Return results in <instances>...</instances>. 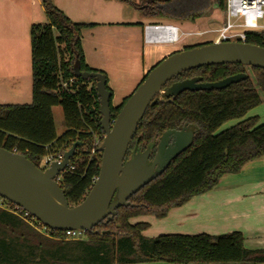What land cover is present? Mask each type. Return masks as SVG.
<instances>
[{"label": "trees", "instance_id": "16d2710c", "mask_svg": "<svg viewBox=\"0 0 264 264\" xmlns=\"http://www.w3.org/2000/svg\"><path fill=\"white\" fill-rule=\"evenodd\" d=\"M214 2L224 11L225 0ZM210 3L154 0L140 9L145 16L194 20L207 12ZM43 6L47 22L32 24L29 33L31 102L0 104V147L20 153L38 166L42 157L63 154L74 142H80L58 180L67 203L73 206L85 198L99 173L98 147L102 140L94 143L103 135L96 82L74 77L73 61L79 60L82 71L105 75L112 119L128 97L112 106L107 75L85 63L80 32L94 24L72 21L51 0H43ZM245 42L264 47V32L247 31ZM239 72L246 73L247 78L222 89L186 90L171 101L164 94L154 97L133 134L125 160L147 149L152 159L163 132L183 126L194 133L190 147L131 195L127 206L116 208L111 219L106 217L79 238H67L64 230L47 226L40 231L30 223H37L30 214L25 215L21 207L4 199L6 207L0 206V264L263 263L264 249L246 248L244 236L237 230L218 235L168 233L146 238L142 235L145 223L128 221L143 213L164 216L193 196L211 190L223 175L238 173L247 162L264 155V122L254 125L253 120L245 119L216 133L224 121L242 117L264 100L263 68L234 63L204 65L174 76L163 89L192 77L214 82ZM54 106H60L63 113L64 130L59 135Z\"/></svg>", "mask_w": 264, "mask_h": 264}, {"label": "water", "instance_id": "95a60500", "mask_svg": "<svg viewBox=\"0 0 264 264\" xmlns=\"http://www.w3.org/2000/svg\"><path fill=\"white\" fill-rule=\"evenodd\" d=\"M226 63L264 69V47L247 42H211L174 51L147 72L112 119L105 75L82 71L79 60L75 59L72 64L74 77L93 78L99 96L104 137L98 147L101 162L93 185L80 203L70 206L58 184V175L68 166L76 147L81 144L78 141L63 153L61 161H52L45 169L20 153L0 147V196L51 229L89 231L106 217L111 219L116 208L127 206L131 195L159 176L193 141L194 133L187 126L166 130L158 139L152 159L151 151L147 149L125 160L133 134L154 97L164 94L171 101V97L186 90L222 89L247 78L243 72L214 82H202L200 77H192L163 89L169 80L183 71Z\"/></svg>", "mask_w": 264, "mask_h": 264}, {"label": "crops", "instance_id": "0c3cea01", "mask_svg": "<svg viewBox=\"0 0 264 264\" xmlns=\"http://www.w3.org/2000/svg\"><path fill=\"white\" fill-rule=\"evenodd\" d=\"M52 3L62 10L72 21L73 14L80 15L84 11L92 12L94 6H98L99 12H109L111 1L130 4L141 13L140 6H146L154 0H51ZM162 1V0H156ZM113 6V5H112ZM215 7V2L211 8ZM143 14V13H142ZM145 16V15H144ZM46 17L43 0H0V104H23L31 102V56H30V26L38 20ZM42 18V19H40ZM47 18V17H46ZM147 22L136 21L124 23L132 31H127L125 42L131 44L137 39L140 30L141 45V67L140 75L143 77L162 58L180 47L176 44L185 37L184 22L189 20H175L161 17L145 16ZM76 22V21H74ZM111 25L107 21L100 23L90 21H79L78 23ZM166 23L177 26L179 32L183 33L181 39L175 43L148 44L143 40V27L145 24ZM81 46H83L81 44ZM184 48V47H183ZM85 63L93 69H97L89 59L84 47H82ZM133 50V49H131ZM130 50V51H131ZM113 94V91H112ZM54 108V107H53ZM52 108V113H53ZM57 133V132H56ZM60 133H57L59 135ZM260 162L264 165V155L247 162L238 173L223 175L217 185L211 190L193 196L185 204L174 207L182 220L196 223V220L204 217V221L212 219L218 222L213 224L215 232L240 231L244 236V246L249 249H264V168L253 163ZM254 165V166H253ZM258 167V169H256ZM247 169L246 178L240 173ZM233 175V176H230ZM233 177V180H225ZM224 179V180H223ZM206 223V222H205ZM192 225V224H191ZM196 230H202L203 223L194 224ZM220 227V228H218ZM201 232V231H199ZM197 234V233H195ZM126 264H179L166 261H151ZM197 264V263H186ZM209 264H247V263H209ZM256 264H264L256 263Z\"/></svg>", "mask_w": 264, "mask_h": 264}, {"label": "rangeland", "instance_id": "374dc122", "mask_svg": "<svg viewBox=\"0 0 264 264\" xmlns=\"http://www.w3.org/2000/svg\"><path fill=\"white\" fill-rule=\"evenodd\" d=\"M138 1V0H134ZM214 0H211L210 4H213ZM111 8L109 12H99L98 6H94L92 12L84 11L82 14L74 15V21L78 22L90 21L100 23L101 21H107L112 23L111 25H97L96 27H83L80 32L81 44L83 45L89 59L94 65H97L98 70L103 71L107 75L108 86L113 91L111 104L112 106L119 105L124 97H128L136 86L141 81L142 77L139 76L141 67V45L139 33L137 29L136 41L131 44H126L125 37L127 31H132L124 25V23H131L136 21L147 22L145 16L133 5L120 3L119 1H111ZM113 5V6H112ZM224 11L218 8H211L207 10L201 17L194 20L184 22L182 30H184L185 37L182 41H179L176 46L183 47L212 42L215 37V33L212 30L218 28L223 20ZM43 20H38L33 23H45L47 18L43 17ZM42 19V18H40ZM81 23V22H80ZM83 23V22H82ZM85 23V22H84ZM196 32H203L197 34ZM133 49V50H131ZM131 50V51H130ZM178 51V50H177ZM172 53V52H171ZM158 63V62H157ZM247 72L249 69L247 68ZM53 118L55 122V128L57 133H62L64 130L63 113L60 106H54ZM251 119L254 125H258L264 122V100L257 105L250 108L242 117L231 118L224 121L217 129L216 133L223 131L242 120ZM255 160V159H254ZM261 162V161H260ZM258 161L253 163L255 166L259 165V169H263L264 165ZM44 157L39 160L38 167L44 166ZM253 165V166H254ZM258 169V167L256 168ZM247 169L245 168L240 176L246 178ZM235 174V173H234ZM233 176V175H230ZM233 177H228L225 180H230ZM224 180V179H223ZM233 180V179H231ZM184 216L176 211V209H170L164 216H156L154 213H143L131 216L129 223H145L146 227L142 230V235L146 238H154L160 234L168 233H180V234H195V233H207L210 235L222 234V232H215L213 224L218 222L207 219L204 221V217L194 222L182 220ZM197 222L203 223L202 230H196L194 224ZM206 222V223H205ZM192 224V225H191ZM220 228V227H218ZM201 231V232H199ZM234 231V230H233ZM231 232V231H230ZM228 233V232H226Z\"/></svg>", "mask_w": 264, "mask_h": 264}, {"label": "built area", "instance_id": "2783aa9c", "mask_svg": "<svg viewBox=\"0 0 264 264\" xmlns=\"http://www.w3.org/2000/svg\"><path fill=\"white\" fill-rule=\"evenodd\" d=\"M221 25L212 30L215 37L212 42H245L247 31L264 32V0H225V9L223 12ZM201 34L203 32H196ZM183 33L179 32L177 26L166 23L145 24L143 27V40L148 44L175 43L181 39ZM104 137H97L94 145L99 144ZM101 143V142H100ZM63 154L44 156L45 169L52 161H61ZM61 173L57 177L60 179ZM0 206L6 207L4 198L0 196ZM24 214L29 213L24 210ZM30 223L40 231L44 232V226L40 221L32 216ZM40 224L43 227H40ZM65 235L70 239H77L83 234V230H65Z\"/></svg>", "mask_w": 264, "mask_h": 264}]
</instances>
